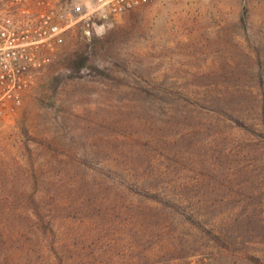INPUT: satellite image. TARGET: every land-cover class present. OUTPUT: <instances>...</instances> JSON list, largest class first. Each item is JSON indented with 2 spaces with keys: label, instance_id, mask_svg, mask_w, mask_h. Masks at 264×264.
I'll return each mask as SVG.
<instances>
[{
  "label": "rangeland",
  "instance_id": "374dc122",
  "mask_svg": "<svg viewBox=\"0 0 264 264\" xmlns=\"http://www.w3.org/2000/svg\"><path fill=\"white\" fill-rule=\"evenodd\" d=\"M60 2L83 19L0 116V229L34 198L79 242L0 264H264V0Z\"/></svg>",
  "mask_w": 264,
  "mask_h": 264
},
{
  "label": "built area",
  "instance_id": "2783aa9c",
  "mask_svg": "<svg viewBox=\"0 0 264 264\" xmlns=\"http://www.w3.org/2000/svg\"><path fill=\"white\" fill-rule=\"evenodd\" d=\"M167 1L95 0L92 13L120 16ZM83 15V5L77 2L0 0V116L21 103Z\"/></svg>",
  "mask_w": 264,
  "mask_h": 264
},
{
  "label": "trees",
  "instance_id": "16d2710c",
  "mask_svg": "<svg viewBox=\"0 0 264 264\" xmlns=\"http://www.w3.org/2000/svg\"><path fill=\"white\" fill-rule=\"evenodd\" d=\"M86 62L87 58L77 56L75 59L71 60V68L77 71H81ZM261 112L264 116V101L261 107ZM260 138L262 139V143H264V134L261 135ZM148 183L149 182L147 180H137V184H139L141 187L143 186L144 189L145 187H148L150 185ZM148 191H150V188L148 189ZM32 202L35 207V212H28L26 214L18 216L19 225L15 226V229H0V244L7 243L6 246L0 248V256L8 259L12 257L10 260L17 256L18 258L23 259L29 258L32 257V254L34 256H47V254H51L50 256L59 257L60 253L65 252L67 246V240L64 239L65 237H67L68 240H72L73 244H75L76 241L79 242L78 238L80 236L77 235V233H75L74 231L66 234L63 233L62 228L56 226L55 219L52 216L51 212L44 211V209H42V204L36 202L34 198H32ZM27 203L29 202L27 201ZM3 216V214H0V221ZM6 216L8 217V214ZM210 236L216 243V245L220 247V249L225 251L229 249L228 243L221 239L220 235L216 233H210ZM43 242L45 244H48L50 249H52L51 253L48 251ZM32 244H38L39 248L37 246L33 247ZM9 245L16 246L15 252H11L9 250ZM103 263L108 264L109 260H104ZM92 264L101 263L95 261V263Z\"/></svg>",
  "mask_w": 264,
  "mask_h": 264
}]
</instances>
